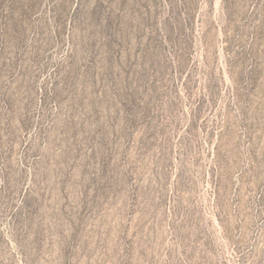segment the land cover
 Returning a JSON list of instances; mask_svg holds the SVG:
<instances>
[{"label": "rangeland", "instance_id": "rangeland-1", "mask_svg": "<svg viewBox=\"0 0 264 264\" xmlns=\"http://www.w3.org/2000/svg\"><path fill=\"white\" fill-rule=\"evenodd\" d=\"M0 264H264V0H0Z\"/></svg>", "mask_w": 264, "mask_h": 264}]
</instances>
